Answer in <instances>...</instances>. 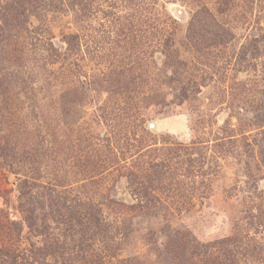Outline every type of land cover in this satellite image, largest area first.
Returning a JSON list of instances; mask_svg holds the SVG:
<instances>
[{
	"label": "rangeland",
	"instance_id": "1",
	"mask_svg": "<svg viewBox=\"0 0 264 264\" xmlns=\"http://www.w3.org/2000/svg\"><path fill=\"white\" fill-rule=\"evenodd\" d=\"M0 264H264V0H0Z\"/></svg>",
	"mask_w": 264,
	"mask_h": 264
},
{
	"label": "trees",
	"instance_id": "2",
	"mask_svg": "<svg viewBox=\"0 0 264 264\" xmlns=\"http://www.w3.org/2000/svg\"><path fill=\"white\" fill-rule=\"evenodd\" d=\"M10 255V254H9ZM11 255H13V254H11ZM13 257H14V255H13ZM16 258V257H15ZM15 262H16V259H15Z\"/></svg>",
	"mask_w": 264,
	"mask_h": 264
}]
</instances>
